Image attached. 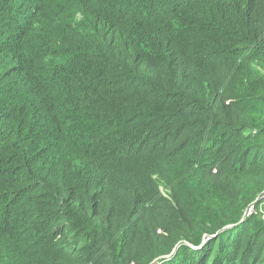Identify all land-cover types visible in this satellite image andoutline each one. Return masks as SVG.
<instances>
[{
	"label": "trees",
	"instance_id": "trees-1",
	"mask_svg": "<svg viewBox=\"0 0 264 264\" xmlns=\"http://www.w3.org/2000/svg\"><path fill=\"white\" fill-rule=\"evenodd\" d=\"M0 264H264V0H0Z\"/></svg>",
	"mask_w": 264,
	"mask_h": 264
}]
</instances>
